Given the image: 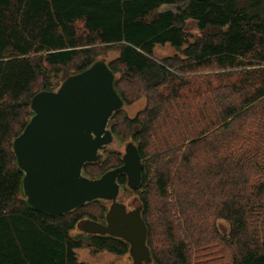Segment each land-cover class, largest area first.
Instances as JSON below:
<instances>
[{"label": "trees", "instance_id": "obj_1", "mask_svg": "<svg viewBox=\"0 0 264 264\" xmlns=\"http://www.w3.org/2000/svg\"><path fill=\"white\" fill-rule=\"evenodd\" d=\"M167 45L176 53L157 56ZM100 59L124 108L145 102L108 127L141 156L140 185L118 183L141 208L151 264H264V0H0V264H84L72 231L105 223L103 200L58 217L33 209L13 150L34 96ZM122 165L107 149L83 175ZM88 237L129 254L121 239Z\"/></svg>", "mask_w": 264, "mask_h": 264}, {"label": "water", "instance_id": "obj_2", "mask_svg": "<svg viewBox=\"0 0 264 264\" xmlns=\"http://www.w3.org/2000/svg\"><path fill=\"white\" fill-rule=\"evenodd\" d=\"M114 82L107 62L98 60L68 77L56 91L36 94L31 101L34 114L14 140L13 150L24 173L27 203L33 209L58 217L94 201H107L105 223L87 220L82 225L84 232L121 239L129 245L133 264H151L141 208L129 210L118 200L120 175L127 177L130 190L141 183L137 146L126 145L122 166L97 179L83 175L85 165L102 161L115 139L108 124L125 103Z\"/></svg>", "mask_w": 264, "mask_h": 264}, {"label": "rangeland", "instance_id": "obj_3", "mask_svg": "<svg viewBox=\"0 0 264 264\" xmlns=\"http://www.w3.org/2000/svg\"><path fill=\"white\" fill-rule=\"evenodd\" d=\"M164 9L165 10L166 9L176 10L175 7H165ZM187 29L191 33L198 32L196 23L193 21H189L187 23ZM175 53H176L175 50L168 45L165 47H157L156 49V55L161 56V57L174 55ZM112 56L113 55L109 56V58H111ZM100 60H103V59H100ZM144 105H145V102L142 100V101L136 102L132 106H128V107L125 106L124 111L130 117H133L136 115L138 111L144 108ZM128 143L130 142H121L117 139H114L113 143L108 147V150L119 152L123 156L125 153V147ZM133 199L134 197L131 196L130 194L126 193V195H123V192L120 191L118 200L124 203L129 210L135 209ZM217 226L219 227V230L222 233H225L226 229L228 228L226 223L223 221H220V222L218 221ZM88 235L89 234H86L84 230H82L79 227L76 228L74 231H72V236L77 240H81L82 242V246L75 251L76 256L80 262L84 264H133V260L130 254L120 257V256L113 255L111 253H108L107 251L95 250L93 247L90 246ZM200 249L201 248L196 249L193 254L196 256L199 253Z\"/></svg>", "mask_w": 264, "mask_h": 264}]
</instances>
